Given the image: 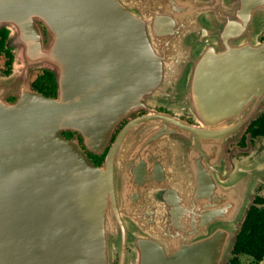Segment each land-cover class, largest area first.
Returning <instances> with one entry per match:
<instances>
[{
	"label": "water",
	"instance_id": "95a60500",
	"mask_svg": "<svg viewBox=\"0 0 264 264\" xmlns=\"http://www.w3.org/2000/svg\"><path fill=\"white\" fill-rule=\"evenodd\" d=\"M5 27L0 264H224L264 176V139L225 158L264 102V0H0Z\"/></svg>",
	"mask_w": 264,
	"mask_h": 264
},
{
	"label": "flooded vegetation",
	"instance_id": "af4514ba",
	"mask_svg": "<svg viewBox=\"0 0 264 264\" xmlns=\"http://www.w3.org/2000/svg\"><path fill=\"white\" fill-rule=\"evenodd\" d=\"M8 36H9V30L6 27L0 30V69L4 70L5 73L11 72L14 61V52L12 46L8 45ZM261 40L262 41L264 40V34L261 36ZM44 70H47V68L35 70L33 74V88L42 94L55 97L57 95V81H56V88L52 94H47L44 93V91H39V89L34 85L35 77H37L39 73H43ZM55 80H56V76H55ZM11 100L14 101V98H12ZM188 121L190 122L191 119H189ZM67 132H70V134ZM65 135L70 137L73 135V133L71 131H66ZM116 135L117 132L114 133L112 140L115 139ZM77 136L79 140L82 141L81 135L77 134ZM261 139H264V102L262 103L261 110L258 111L256 114H254L252 119L241 129V131L237 134V136L228 140L225 148V158L227 164L231 165L232 161L236 157L247 156L251 154L253 150L256 148L257 143ZM86 152L90 157V159L94 161L97 165L101 163L102 159L105 156V154L102 156H97L88 150H86ZM263 193H264V176L257 188L256 193L253 195L251 204L257 202V198L258 200L262 199L264 203ZM232 250L233 248L231 249V256L227 259L226 262L227 264H234V262L231 260L233 257ZM237 257L239 258L237 264H241L242 262V259L240 260L241 255L237 254ZM115 263H117V260H115ZM254 264H259V263L256 260Z\"/></svg>",
	"mask_w": 264,
	"mask_h": 264
},
{
	"label": "trees",
	"instance_id": "16d2710c",
	"mask_svg": "<svg viewBox=\"0 0 264 264\" xmlns=\"http://www.w3.org/2000/svg\"><path fill=\"white\" fill-rule=\"evenodd\" d=\"M6 34V33H3ZM34 85L39 91L52 94L56 88V80L53 71L44 70L35 77ZM42 85V86H41ZM46 89V90H44ZM51 92V93H50ZM70 134V132H67ZM232 261L237 264L238 255H248L259 263L264 256V206L263 200L251 204L234 240Z\"/></svg>",
	"mask_w": 264,
	"mask_h": 264
},
{
	"label": "rangeland",
	"instance_id": "374dc122",
	"mask_svg": "<svg viewBox=\"0 0 264 264\" xmlns=\"http://www.w3.org/2000/svg\"><path fill=\"white\" fill-rule=\"evenodd\" d=\"M0 70H1V69H0ZM32 81H33V77H32ZM263 194H264V193H263ZM263 206H264V203H263ZM240 224H241V223H240ZM234 240H235V238H234ZM241 259H242L241 264H254L255 261H256L253 257L248 256V255H241L240 260H241ZM226 262H227V260L225 261L224 264H227Z\"/></svg>",
	"mask_w": 264,
	"mask_h": 264
}]
</instances>
